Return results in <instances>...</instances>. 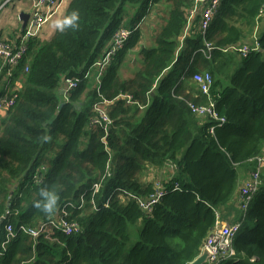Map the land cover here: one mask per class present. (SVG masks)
Listing matches in <instances>:
<instances>
[{
    "label": "trees",
    "instance_id": "obj_1",
    "mask_svg": "<svg viewBox=\"0 0 264 264\" xmlns=\"http://www.w3.org/2000/svg\"><path fill=\"white\" fill-rule=\"evenodd\" d=\"M163 1L164 24L151 46L140 45L137 24ZM194 2L72 0L66 14L79 10L78 31L29 41L13 74L21 78V89L0 121V220L5 218L0 245L7 225L16 234L0 264H190L200 256L217 213L235 198L239 167L264 147V0H223L205 38L200 14L190 15ZM129 7L133 15L126 21ZM121 27L131 31L130 39L101 71L97 64ZM23 34L24 29L20 40ZM255 38L259 50L237 68L231 49ZM205 40L213 45L206 56L198 52ZM137 48L140 67L123 78L121 64ZM197 72H210L214 79L211 98L225 119L222 126L193 114L178 98L209 104L193 83ZM70 81L75 87L68 89ZM98 102L106 103L109 126L94 123ZM45 132L52 140L41 144ZM169 163L176 167L169 183L142 181L144 172ZM159 185L163 194L150 213L138 201L118 196L125 190L145 200ZM45 186L59 196L50 216L33 207ZM63 209L81 225L79 234L55 231L50 238H32L21 231ZM234 220L241 224L236 255L222 264H264V168L249 209L238 208Z\"/></svg>",
    "mask_w": 264,
    "mask_h": 264
},
{
    "label": "built area",
    "instance_id": "obj_2",
    "mask_svg": "<svg viewBox=\"0 0 264 264\" xmlns=\"http://www.w3.org/2000/svg\"><path fill=\"white\" fill-rule=\"evenodd\" d=\"M14 0H0V9H2L5 5L9 4ZM223 0H195L193 9L190 11L191 18L199 13L200 14V22L199 29L201 35L205 38L206 32L208 31L210 25L213 22L214 16L220 7ZM60 6L58 0H33L34 11L26 22L24 27V34L17 43L13 44L6 40H0V76L6 73L8 77L13 76V74L19 69L21 62L23 61L25 54L28 49L29 41L32 38L38 37L43 29V26L53 17ZM188 30H186L185 35ZM184 35V36H185ZM131 31L126 28H119L115 31L112 37V41L110 45L105 50V54L102 62H99L97 66L104 71L106 67L110 66L118 53L124 49L128 40L130 39ZM213 50V45L205 40L204 48L200 49L198 52L203 53L205 56L210 55ZM236 51L242 58L248 57L253 51L259 50V44L257 39H253V44H243L235 46L231 49V51ZM197 52V53H198ZM196 58L193 57L189 66L187 67V71L194 66ZM29 69L26 68L25 72H28ZM192 80L195 85H197L200 93L202 95H206L209 97L208 105H197L194 101L187 100L182 96H178V98L184 101L191 112L198 117L201 118H209L214 121L219 122V126H222L225 123V119L220 117L215 110V102L211 98V91L213 86V77L210 72L204 73H194L192 75ZM75 87V83L73 81L69 82V88ZM67 91H65L66 93ZM12 92L10 94H6L3 97H0V111H8L12 109L15 105L17 95ZM123 99L128 104H135L133 97L130 95H124ZM105 102H98L95 104L94 108L99 113L97 118L94 120L96 124H105L109 126L112 122L111 118L105 113ZM214 129H211L213 133ZM252 162L256 163L255 170L251 172L249 178L245 181L242 190L241 196L238 202V208L247 211L249 206L253 200V197L259 190L261 184V174L262 169L264 168V147L262 153L256 156ZM175 189H178V183L175 184ZM94 193H98L100 190V185L95 184ZM164 188L160 185L158 186L155 193L151 194L147 199L143 200L136 195L121 190L118 193V196L122 200H134L138 201L140 206L143 208V211L150 213L153 206L160 200L163 194ZM93 205L94 201L92 202ZM108 203H106V206ZM82 205L80 208H82ZM241 230L240 223H232L229 224L225 222L221 218V213H217V221L215 226L210 231L208 237L205 239L203 243V247L201 248V253L207 255L208 264H221L223 261L228 260L230 257L236 254L235 249L233 247L234 240L238 236ZM21 231L27 234L32 238H38L40 236H45L47 238L52 237L55 231L61 232L64 235L71 236L75 234H79L82 231V227L79 223L75 221H71L68 219V212L66 209H63L59 218L52 217L47 221H44L39 224L37 228L30 227H21ZM14 227L12 225L6 226V237L5 240L0 245V260L3 256L4 251L6 250L8 244L15 238Z\"/></svg>",
    "mask_w": 264,
    "mask_h": 264
},
{
    "label": "crops",
    "instance_id": "obj_3",
    "mask_svg": "<svg viewBox=\"0 0 264 264\" xmlns=\"http://www.w3.org/2000/svg\"><path fill=\"white\" fill-rule=\"evenodd\" d=\"M71 1L72 0H58V2L60 3L58 10L53 15V17L43 26V29L41 30V33L39 34L37 39H39L40 41H48L52 38V36L56 32V30L52 27V22L55 19L62 18L66 15L67 9ZM33 11H34L33 0H14L9 4L5 5L2 9H0V40H6L13 44L17 43L20 40L21 33L25 27L21 17L23 15L29 16L32 14ZM127 13L129 15L126 16L125 19L126 21H128V19L133 15V11L130 10V7L128 8ZM167 13H168V5L164 1L158 2L146 14V16L137 24V28L141 32L140 45L143 46L152 45L153 43L152 38L159 30V28L164 24L167 18ZM133 24H134V20H133ZM137 49H139L138 51H140V48ZM137 49L128 52V55L121 64L119 70L120 74L122 68H124L127 65L130 56L132 55L137 56L138 57L137 59L141 62V58L138 54ZM231 54L237 59L242 58L241 55H239L234 50L231 51ZM0 65H1V60H0ZM96 72L97 71L92 72L91 81L95 80ZM181 79L182 80L185 79V75H183ZM21 85H22L21 78H16L14 76L8 77V74L6 72L3 73L0 76V97L4 98L6 94H10L12 92H19L21 89ZM5 117H6V112L0 111V121ZM49 160H50V155L47 153V157L45 161L46 164L44 165V167L46 168L49 167L48 164ZM255 167H256V163L252 161L239 167L240 182H239V187L235 194V198L233 202L229 203L224 208H221V218L224 221H228V222L235 221L234 220L235 213L236 210L238 209V203L236 201H239L242 187L245 181L249 178L251 172L255 170ZM154 170L161 171L162 174L161 180L160 179L155 180L154 176L148 177L147 175L151 172L148 170L144 172L143 174L144 177L142 178V181L152 182L156 186L158 184H161L163 186L164 183H169L171 180H173L176 177V167L171 163L166 164L162 168H154ZM60 215L61 214L56 213L54 216L59 218Z\"/></svg>",
    "mask_w": 264,
    "mask_h": 264
},
{
    "label": "clouds",
    "instance_id": "obj_4",
    "mask_svg": "<svg viewBox=\"0 0 264 264\" xmlns=\"http://www.w3.org/2000/svg\"><path fill=\"white\" fill-rule=\"evenodd\" d=\"M80 12L73 9L62 18L55 19L52 22V27L60 34H65L69 31H78L80 29ZM40 143L51 142L52 136L47 132L39 137ZM59 203L58 194L47 186L41 187L38 193V199L33 202V207L46 216L54 214Z\"/></svg>",
    "mask_w": 264,
    "mask_h": 264
},
{
    "label": "rangeland",
    "instance_id": "obj_5",
    "mask_svg": "<svg viewBox=\"0 0 264 264\" xmlns=\"http://www.w3.org/2000/svg\"><path fill=\"white\" fill-rule=\"evenodd\" d=\"M264 19V18H263ZM261 29H262V27H260L259 28V31H261ZM139 49H137V51H138ZM138 57L137 56H135V55H132V56H130V58H129V61L127 62V65L124 67V68H122V70H121V74H122V77L123 78H129V77H131L135 72H136V70L140 67V61L137 59ZM235 59H236V61H237V68H241L242 67V65H243V60H242V58H239V59H237L236 57H235ZM135 70V71H134ZM89 79H91V78H89ZM213 82H214V79H213ZM149 171H151L147 176L148 177H150V176H154V178H155V180L156 179H162V174H161V171H155L153 168L152 169H150ZM148 173V172H147ZM144 177V175H142V178ZM161 182H163V181H161ZM225 222H227V223H229V224H232V223H234V222H228V221H225ZM236 255V254H235ZM235 255L234 256H232V257H230L228 260H230V259H233L234 257H235ZM227 260H225V261H223L222 263H224V262H226ZM221 263V264H222ZM204 264H208V262H207V257H206V260H205V262H204Z\"/></svg>",
    "mask_w": 264,
    "mask_h": 264
},
{
    "label": "water",
    "instance_id": "obj_6",
    "mask_svg": "<svg viewBox=\"0 0 264 264\" xmlns=\"http://www.w3.org/2000/svg\"><path fill=\"white\" fill-rule=\"evenodd\" d=\"M28 18H29V16H25V15H23L21 17V19L24 22V26L26 25V22H27ZM243 44H250V43L243 42V43H240L238 45L240 46V45H243ZM63 94H64V92H63ZM4 221H5V218H2L0 220V228H1V225L4 223ZM206 257H207V255L204 253V254L200 255L196 260H194L193 262H191L190 264H204V262L206 260Z\"/></svg>",
    "mask_w": 264,
    "mask_h": 264
}]
</instances>
